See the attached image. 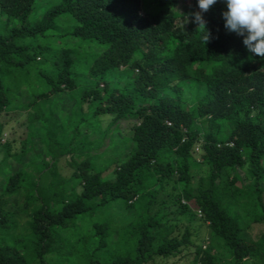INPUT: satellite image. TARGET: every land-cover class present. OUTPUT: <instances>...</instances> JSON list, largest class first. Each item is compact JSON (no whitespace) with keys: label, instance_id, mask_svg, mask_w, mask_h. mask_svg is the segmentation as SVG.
I'll list each match as a JSON object with an SVG mask.
<instances>
[{"label":"trees","instance_id":"16d2710c","mask_svg":"<svg viewBox=\"0 0 264 264\" xmlns=\"http://www.w3.org/2000/svg\"><path fill=\"white\" fill-rule=\"evenodd\" d=\"M225 8L217 0L199 24L196 0H0V113L80 86L92 127L112 118L88 145L47 134L50 161L5 176L0 264H264V232L249 234L264 226V58L225 29ZM29 81L45 86L28 94ZM120 131L123 157L100 165ZM198 210L208 245L187 224L179 234Z\"/></svg>","mask_w":264,"mask_h":264},{"label":"rangeland","instance_id":"374dc122","mask_svg":"<svg viewBox=\"0 0 264 264\" xmlns=\"http://www.w3.org/2000/svg\"><path fill=\"white\" fill-rule=\"evenodd\" d=\"M40 8H36L37 13ZM26 79L25 75L19 76V79ZM20 79V80H21ZM28 94L32 93L33 90L39 91L45 85L36 84L35 81H29L25 84ZM16 87V85H14ZM81 87L78 86L72 94L70 90L60 91L50 97L39 99L28 108L21 109L20 102L15 104V107H11L10 110L0 113V123L5 124V130L2 135V144L6 143L9 145L10 155L3 161L6 150L5 147L0 146V191L5 183V176L9 175L15 170H21L25 175L32 176L40 170L45 161H50L51 155L47 154L46 143L52 141L51 138L46 137L53 136L55 143L66 144L73 137V134L77 133L76 142L80 144L83 142L84 145H88L94 139L97 140L105 129L112 121L109 115L102 116V119L93 125L91 122V113L87 112V105H84V109H81L79 105L78 94L80 93ZM31 97V96H30ZM22 101H28L26 93L22 95ZM83 118L85 119L82 123ZM122 122V120L120 121ZM124 122V123H123ZM123 130L127 133L128 122L124 120ZM115 124L111 126V129L115 128ZM92 129H95V136L93 138ZM123 131L118 132L119 135H114L113 138L118 144V152H110L104 156L98 157L97 160L100 165L107 163L112 159H119L123 157V152L127 150L124 147V141L126 140V134ZM108 136L104 140V145L108 144ZM72 148V147H71ZM104 146L96 150L101 152ZM76 151V150H75ZM92 151L91 153L93 154ZM79 156V155H78ZM76 156V159H79ZM85 157V154H84ZM83 158V156L81 157ZM113 169L110 167L108 173ZM58 170L64 177L69 176L73 171L72 164L70 163V155H64L60 158L58 164ZM205 172V166L201 167V170L196 174V178L199 175H203ZM107 173V174H108ZM240 174L246 178L248 182L250 180L249 170L247 165L240 168ZM241 186L240 182L237 183ZM227 190V189H226ZM162 198H167V195H161ZM117 207L114 209V219L116 222H123L127 217H130V213L120 203H117ZM187 224L191 227L192 236L191 240L195 244L208 245L209 237V225L202 220V216L195 214L192 219H188L187 216L183 215L179 223V234L183 231L182 226ZM264 232V226L255 224L250 230V236L256 237ZM194 247L190 246L184 250L183 253L193 252ZM179 256L174 260L178 261ZM257 261L250 260L247 264H257Z\"/></svg>","mask_w":264,"mask_h":264},{"label":"clouds","instance_id":"9594fccd","mask_svg":"<svg viewBox=\"0 0 264 264\" xmlns=\"http://www.w3.org/2000/svg\"><path fill=\"white\" fill-rule=\"evenodd\" d=\"M217 0H196L198 12L192 14L194 22L203 24V13ZM224 27L242 37L245 48L255 56L264 58V0H223ZM208 33L205 34V41Z\"/></svg>","mask_w":264,"mask_h":264},{"label":"built area","instance_id":"2783aa9c","mask_svg":"<svg viewBox=\"0 0 264 264\" xmlns=\"http://www.w3.org/2000/svg\"><path fill=\"white\" fill-rule=\"evenodd\" d=\"M168 124H170V123L168 122ZM230 144H232V142H230ZM195 150L198 151V150H199V146H196ZM197 213H198L199 216L202 215L201 210H198ZM204 247H205V246H204Z\"/></svg>","mask_w":264,"mask_h":264}]
</instances>
